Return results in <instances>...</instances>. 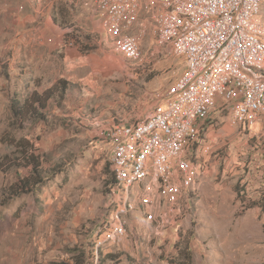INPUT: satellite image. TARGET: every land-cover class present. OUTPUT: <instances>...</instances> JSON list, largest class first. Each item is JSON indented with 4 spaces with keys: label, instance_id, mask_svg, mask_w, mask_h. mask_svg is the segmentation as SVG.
Wrapping results in <instances>:
<instances>
[{
    "label": "rangeland",
    "instance_id": "obj_1",
    "mask_svg": "<svg viewBox=\"0 0 264 264\" xmlns=\"http://www.w3.org/2000/svg\"><path fill=\"white\" fill-rule=\"evenodd\" d=\"M82 3L0 0V158L15 150L5 133L26 137L49 177L0 204V264H264V117L236 127L218 114L193 145L192 160L204 164L194 187L172 203L154 193L146 206L140 184L124 203L101 133L143 117L184 61L147 21L130 29L143 56L130 61ZM60 80L64 95L46 102L45 118H14L13 95L59 89ZM23 173L0 171V201ZM118 218L125 235L112 241Z\"/></svg>",
    "mask_w": 264,
    "mask_h": 264
},
{
    "label": "built area",
    "instance_id": "obj_2",
    "mask_svg": "<svg viewBox=\"0 0 264 264\" xmlns=\"http://www.w3.org/2000/svg\"><path fill=\"white\" fill-rule=\"evenodd\" d=\"M82 1L97 13L114 51L130 61L143 59L139 37L130 29L146 21L159 42L184 61L163 99L143 117L113 123L101 133L124 203L140 184L143 205L153 203L154 193L172 203L203 173L204 164L195 163L191 153L207 122L225 113L231 125L244 127L264 117V0ZM259 191L264 223V172ZM124 235L118 218L109 236L116 241Z\"/></svg>",
    "mask_w": 264,
    "mask_h": 264
},
{
    "label": "trees",
    "instance_id": "obj_3",
    "mask_svg": "<svg viewBox=\"0 0 264 264\" xmlns=\"http://www.w3.org/2000/svg\"><path fill=\"white\" fill-rule=\"evenodd\" d=\"M58 84L59 89L55 84L42 91L33 90L23 98L13 95L10 99V110L14 118L20 124L31 118H45L42 112L46 108V102L57 94L60 98H62L61 94L64 95V81L60 80ZM57 90L58 92H56ZM2 140L9 141V144L14 146L15 150L0 158V171L7 172L16 168L17 170H24L25 173L19 174V178L3 191L4 199L0 201L1 205L22 194L32 192L46 179H49L48 176L44 175L45 170L42 168L41 157L35 141L26 137L7 138L6 133L2 136ZM113 183H115V180ZM75 264L80 263L75 261Z\"/></svg>",
    "mask_w": 264,
    "mask_h": 264
},
{
    "label": "crops",
    "instance_id": "obj_4",
    "mask_svg": "<svg viewBox=\"0 0 264 264\" xmlns=\"http://www.w3.org/2000/svg\"><path fill=\"white\" fill-rule=\"evenodd\" d=\"M21 37V36H20Z\"/></svg>",
    "mask_w": 264,
    "mask_h": 264
}]
</instances>
